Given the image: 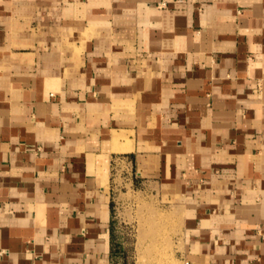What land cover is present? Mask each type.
I'll return each instance as SVG.
<instances>
[{
    "label": "crops",
    "instance_id": "1",
    "mask_svg": "<svg viewBox=\"0 0 264 264\" xmlns=\"http://www.w3.org/2000/svg\"><path fill=\"white\" fill-rule=\"evenodd\" d=\"M130 191L264 264V0H0V264H121Z\"/></svg>",
    "mask_w": 264,
    "mask_h": 264
},
{
    "label": "rangeland",
    "instance_id": "2",
    "mask_svg": "<svg viewBox=\"0 0 264 264\" xmlns=\"http://www.w3.org/2000/svg\"><path fill=\"white\" fill-rule=\"evenodd\" d=\"M116 212L121 264H179L172 238L179 224L169 207L160 208L151 194L130 191Z\"/></svg>",
    "mask_w": 264,
    "mask_h": 264
},
{
    "label": "built area",
    "instance_id": "3",
    "mask_svg": "<svg viewBox=\"0 0 264 264\" xmlns=\"http://www.w3.org/2000/svg\"><path fill=\"white\" fill-rule=\"evenodd\" d=\"M188 264V263H187Z\"/></svg>",
    "mask_w": 264,
    "mask_h": 264
}]
</instances>
